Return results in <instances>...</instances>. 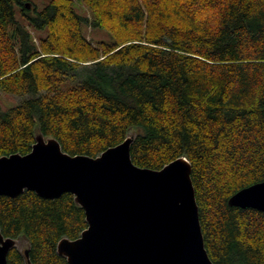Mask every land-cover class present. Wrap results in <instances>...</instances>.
<instances>
[{
  "label": "trees",
  "instance_id": "1",
  "mask_svg": "<svg viewBox=\"0 0 264 264\" xmlns=\"http://www.w3.org/2000/svg\"><path fill=\"white\" fill-rule=\"evenodd\" d=\"M0 92L21 99L0 111V157L37 132L89 157L133 134L138 167L190 162L213 264H264V212L228 205L264 180V0H0ZM86 227L70 193L0 196L1 234L25 244L8 264H67L57 243Z\"/></svg>",
  "mask_w": 264,
  "mask_h": 264
},
{
  "label": "water",
  "instance_id": "2",
  "mask_svg": "<svg viewBox=\"0 0 264 264\" xmlns=\"http://www.w3.org/2000/svg\"><path fill=\"white\" fill-rule=\"evenodd\" d=\"M133 141L127 134L97 157L72 156L56 139L37 132L30 152L0 157V196L25 191L48 200L73 196L87 227L77 239L57 243L67 264H213L190 162L180 157L160 170L138 167L130 155ZM228 205L264 212V180L236 192ZM22 243L0 232V264H8L11 249L22 251Z\"/></svg>",
  "mask_w": 264,
  "mask_h": 264
},
{
  "label": "rangeland",
  "instance_id": "3",
  "mask_svg": "<svg viewBox=\"0 0 264 264\" xmlns=\"http://www.w3.org/2000/svg\"><path fill=\"white\" fill-rule=\"evenodd\" d=\"M32 2L36 5V8L38 11L42 10L45 5L47 4L48 0H32ZM78 10L82 14L88 16V12L85 8L81 7L78 5ZM83 31L84 34L86 35L87 39H89L92 43H97L99 41H105V42H110L111 38L108 35L107 32L101 29L97 28H89L86 25L83 26ZM20 98L13 96V95H8L0 92V111H5L8 110L9 108H13L18 105L20 102ZM23 249V243L21 245H18Z\"/></svg>",
  "mask_w": 264,
  "mask_h": 264
}]
</instances>
